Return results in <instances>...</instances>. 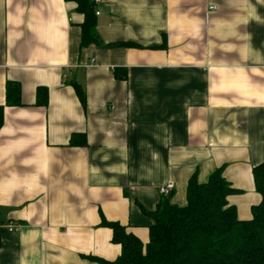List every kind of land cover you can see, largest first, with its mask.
Wrapping results in <instances>:
<instances>
[{
    "label": "crops",
    "instance_id": "crops-1",
    "mask_svg": "<svg viewBox=\"0 0 264 264\" xmlns=\"http://www.w3.org/2000/svg\"><path fill=\"white\" fill-rule=\"evenodd\" d=\"M97 44L64 0H0V264H98L121 252L102 220L143 246L164 199L183 207L217 169L240 220L260 202L264 0H101ZM115 75H121L118 79ZM74 86L85 97L82 105ZM37 88L47 90L36 105ZM86 145L71 146L72 135Z\"/></svg>",
    "mask_w": 264,
    "mask_h": 264
},
{
    "label": "trees",
    "instance_id": "trees-1",
    "mask_svg": "<svg viewBox=\"0 0 264 264\" xmlns=\"http://www.w3.org/2000/svg\"><path fill=\"white\" fill-rule=\"evenodd\" d=\"M75 5L83 16L80 26V48L97 44L95 36V6L91 0H64ZM122 79L121 75H115ZM78 99L85 105L81 89L74 86ZM47 90L37 88L36 105H46ZM20 86L6 82L4 106H0V128L4 107H19ZM71 146L86 145L83 135L74 134ZM258 205L251 207L250 220L237 217L227 197L234 194L222 176L215 170L200 184L193 175L186 187V204L172 205L164 198L153 212L147 213L152 223L148 228V243H142L118 223L104 220L102 227L112 232L111 242L121 252L114 261L89 258L98 264H264V161L252 169Z\"/></svg>",
    "mask_w": 264,
    "mask_h": 264
},
{
    "label": "built area",
    "instance_id": "built-area-1",
    "mask_svg": "<svg viewBox=\"0 0 264 264\" xmlns=\"http://www.w3.org/2000/svg\"><path fill=\"white\" fill-rule=\"evenodd\" d=\"M91 2L94 4L95 6V16L99 15V12L97 10V6L101 3V0H91ZM174 190V184L172 182H168L163 186H160L157 189L158 194L162 197V198H168L172 192Z\"/></svg>",
    "mask_w": 264,
    "mask_h": 264
}]
</instances>
